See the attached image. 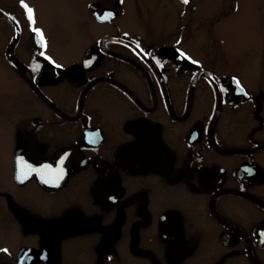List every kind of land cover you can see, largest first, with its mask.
Segmentation results:
<instances>
[{"label": "flooded vegetation", "instance_id": "obj_1", "mask_svg": "<svg viewBox=\"0 0 264 264\" xmlns=\"http://www.w3.org/2000/svg\"><path fill=\"white\" fill-rule=\"evenodd\" d=\"M25 3L34 25L0 0V72L25 101L0 109V264H264V43L241 57L228 37H257L264 15L249 28L241 0ZM21 157L52 185L17 179Z\"/></svg>", "mask_w": 264, "mask_h": 264}, {"label": "rangeland", "instance_id": "obj_2", "mask_svg": "<svg viewBox=\"0 0 264 264\" xmlns=\"http://www.w3.org/2000/svg\"><path fill=\"white\" fill-rule=\"evenodd\" d=\"M241 2L243 3V10H241V12L239 13V16L243 19L242 22L244 24H247L249 28L257 26L256 22L258 18H260L261 15H264V2L261 0H258V2H256V0H241ZM209 8L212 9L210 5H209ZM130 26H133V25H130ZM133 28L138 29V26L134 25ZM157 28H160V27H157ZM234 31L235 30L229 31L228 37H229L230 42H232L233 39L236 40L235 49L241 57L243 53L242 48L246 40L250 42L251 50L253 52L258 50L260 48V45L264 43V28L263 30L258 29L257 37H244V36L235 37ZM1 44H2V41L0 40V46ZM195 44H199V41L196 40V42L192 45V47L198 48L197 45ZM193 51L196 52V49L193 48ZM62 57L64 58V56ZM247 72L249 75L248 83L251 85L258 76V70L256 68L250 67V68H247ZM6 82L9 83L8 80H6ZM24 102H25L24 99L21 97L18 91H16L15 95H13L11 92H9L8 88L6 89L4 85V80L0 72V109L9 112L13 109V106L24 108ZM4 147H5V144L3 143V141H0V157H1L3 150H4V156H5V152L9 146L7 144V146L5 148ZM1 204L2 203L0 202V205ZM3 214H4V217H6V214L5 213ZM2 225L4 224H2V221H1L0 226Z\"/></svg>", "mask_w": 264, "mask_h": 264}, {"label": "snow or ice", "instance_id": "obj_3", "mask_svg": "<svg viewBox=\"0 0 264 264\" xmlns=\"http://www.w3.org/2000/svg\"><path fill=\"white\" fill-rule=\"evenodd\" d=\"M183 3L187 4L188 3V0H182ZM20 4H21V7L24 8L25 10V13H26V16H27V20L29 22V25H34L35 23V20H34V12H33V9L31 7L28 6L27 3H25V0H20ZM106 16L110 17L113 15V13L111 12H107L105 13ZM98 19H103V17H98ZM36 35H37V39H38V42L41 44L42 47L45 46V41H44V37H43V33L42 31L39 29V28H35L33 27L32 29ZM41 55H44V53L42 52ZM46 59H50L49 57H46ZM159 63V62H157ZM195 63V61H194ZM57 67H60L59 65H56ZM86 66H87V62H86ZM40 65L37 64L35 67H33V71H39L40 69ZM235 80V78H233ZM238 83V81H237ZM220 92H224L226 91L225 88L221 87L219 89ZM63 161H61L62 163ZM17 171H18V175H17V179L20 178V175L19 174H23L25 177L33 172H37V173H40V174H49V173H52V168L50 165H42L40 169H36V168H33L32 165L28 164L26 161L23 160V158H18L17 159ZM60 173H62V169H57L56 170V177L59 178V175ZM47 182V181H45ZM3 251H7L6 249L3 250Z\"/></svg>", "mask_w": 264, "mask_h": 264}, {"label": "water", "instance_id": "obj_4", "mask_svg": "<svg viewBox=\"0 0 264 264\" xmlns=\"http://www.w3.org/2000/svg\"><path fill=\"white\" fill-rule=\"evenodd\" d=\"M1 16V15H0ZM8 21V20H7ZM12 51V46L11 48L9 49V53ZM42 165L38 166V169L41 168ZM34 177L37 178V180L43 185V186H50L52 185V183L54 182L53 179H50L47 174H40V173H37L35 172L34 174ZM47 181V182H45Z\"/></svg>", "mask_w": 264, "mask_h": 264}]
</instances>
